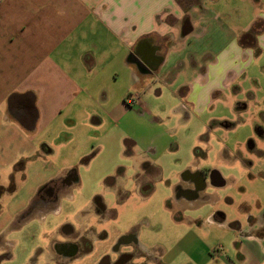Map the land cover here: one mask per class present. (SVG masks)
Wrapping results in <instances>:
<instances>
[{"label": "crops", "instance_id": "0c3cea01", "mask_svg": "<svg viewBox=\"0 0 264 264\" xmlns=\"http://www.w3.org/2000/svg\"><path fill=\"white\" fill-rule=\"evenodd\" d=\"M214 1L0 0V208L18 192L14 181L6 180L15 170H26L21 160L49 159L44 164L53 166V158L71 144L57 164L58 178L41 179L22 200L30 209H49L55 201L46 191L77 184L74 165L97 138L96 129L107 122L117 127L129 113L146 114L141 95L151 78L173 88L184 98L181 105L198 112L222 92L243 91L252 77L250 57L264 54V1L251 0L254 10L244 17L240 9H222ZM161 92L155 89L156 95ZM132 95L139 97L135 105L128 103ZM235 108L245 104L237 102ZM263 147L254 154L251 186L241 187L244 194L253 193V202L242 201L238 216L229 217L219 210V200L207 203L210 198L203 195L210 187L237 184L238 178L217 169L186 168L173 184L175 232L159 244H141L130 251L131 259L136 264H264ZM204 223L209 229L198 232Z\"/></svg>", "mask_w": 264, "mask_h": 264}, {"label": "rangeland", "instance_id": "374dc122", "mask_svg": "<svg viewBox=\"0 0 264 264\" xmlns=\"http://www.w3.org/2000/svg\"><path fill=\"white\" fill-rule=\"evenodd\" d=\"M217 5L231 11L240 9L236 10L240 16L254 10L251 0L214 1L213 6ZM250 58L252 77L245 89L237 94L231 90L220 93L200 112L181 105L179 99L184 98L179 93L175 95L173 88L151 78L149 90L141 95L146 114L129 113L117 127L107 122L96 129L97 138L88 143L74 165L77 184L58 191L59 201L48 205L49 209H30L22 200L41 179L58 178L61 155L73 145L58 152L53 166L44 164L49 159H41V164L39 160H21L28 164L26 170H15L6 180L14 181L18 192L0 208V264H101L104 257L114 262L121 252H134L141 244L161 243L162 237L176 230L171 209V205L175 208L173 184L186 168L202 172L217 169L238 178L241 183L210 187L203 193L204 198H210L207 203L219 200V210L229 217L238 216L242 201L253 202V193L244 194L241 187L251 186L249 176L258 157L254 154L264 145V54ZM180 76L184 78L185 71ZM157 88L162 90L160 95L155 94ZM237 102L245 108L236 109ZM127 138L135 143L127 146ZM184 209V213L189 211ZM65 226L71 231L65 233ZM207 229L204 223L198 232ZM129 235L135 238L134 244L120 241ZM57 243L75 246L76 253L60 256Z\"/></svg>", "mask_w": 264, "mask_h": 264}, {"label": "flooded vegetation", "instance_id": "af4514ba", "mask_svg": "<svg viewBox=\"0 0 264 264\" xmlns=\"http://www.w3.org/2000/svg\"><path fill=\"white\" fill-rule=\"evenodd\" d=\"M147 58L151 62L154 60L153 57L149 54H147ZM200 177L201 176L197 177V183L199 186H203L204 183H203V180L201 179L202 177L201 178ZM66 178H67V180H72L74 177L71 174H69ZM59 187H60L59 185H53L46 191L49 195L50 200H52V201L57 200V198H58L57 192L59 191ZM97 200H99V199L97 198ZM67 230H69L68 226L63 227V231H67ZM133 238L134 237L132 235H129L127 237L126 236L122 237L120 239V241L122 242L124 240H131ZM115 248H117V245H115ZM56 250L61 251L64 255H66L64 258L70 257L76 253L75 246L70 245V244L57 245ZM132 255L133 254L130 252H121L117 256L118 258L114 262H111L109 257H104L101 261V264H124V263H127L128 261L131 260Z\"/></svg>", "mask_w": 264, "mask_h": 264}, {"label": "built area", "instance_id": "2783aa9c", "mask_svg": "<svg viewBox=\"0 0 264 264\" xmlns=\"http://www.w3.org/2000/svg\"><path fill=\"white\" fill-rule=\"evenodd\" d=\"M138 101H139V97H138V95H132V96L128 99V103H129L130 105H135V104L138 103Z\"/></svg>", "mask_w": 264, "mask_h": 264}, {"label": "water", "instance_id": "95a60500", "mask_svg": "<svg viewBox=\"0 0 264 264\" xmlns=\"http://www.w3.org/2000/svg\"><path fill=\"white\" fill-rule=\"evenodd\" d=\"M132 54L134 55V57L136 58L137 61H139L140 63L143 64V61L142 60H140L134 53H132Z\"/></svg>", "mask_w": 264, "mask_h": 264}]
</instances>
